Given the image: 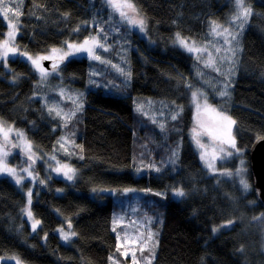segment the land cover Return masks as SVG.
<instances>
[{"label": "trees", "instance_id": "obj_1", "mask_svg": "<svg viewBox=\"0 0 264 264\" xmlns=\"http://www.w3.org/2000/svg\"><path fill=\"white\" fill-rule=\"evenodd\" d=\"M131 1L146 20L154 45L145 46L132 34L137 37L134 42L142 45L145 58L133 54L126 96L99 87L80 98L83 109L69 120L67 129L73 130L78 123L76 143L81 157L65 158L74 164L76 180L70 184L51 178L48 187L36 194L31 207L40 221L36 234L23 218L25 196L11 181L0 178V256H16L24 264H110L118 244L112 231L115 199L103 190L135 187L146 191L141 197L144 204L167 197L152 264H264V250L252 235L257 231L253 220L264 215V209L252 188L245 189L239 181L245 169V181L251 182L249 150L256 139L264 137V0H246L252 12L241 35L239 54L231 61L233 70L224 79L230 78V87L225 86L220 99L212 94L207 97L234 120L238 148L246 160L242 168L232 160L228 172L237 177L227 178L221 172L205 174L198 151L190 144L168 168L170 152L160 144L163 121L156 123L136 113L133 100L141 97L180 103L178 97L183 94L186 109L181 122L186 128L192 120L189 90L208 91L207 78L210 84L223 86V75L216 77L221 80H211V69L203 65L202 58L187 54L172 39L179 34L202 42L211 35L214 23L225 25L232 18L233 0ZM16 7L19 54L8 60L7 68L0 63V119L24 131L39 152L51 153L59 143L60 121L34 98L38 76L21 53L45 55L67 43L89 39L99 34L100 26L107 25L110 10L105 0H20ZM6 30L0 16V39ZM109 40L113 42L111 37ZM89 62L69 60L61 68L69 76H79L77 85L83 87L92 69ZM199 70L204 71L201 74ZM107 88L113 91L116 84ZM66 106L68 109V103ZM158 109L161 113V106ZM135 165L158 175L136 178ZM170 189L183 190L186 196L172 200ZM56 190L63 192L56 194ZM230 221L235 222L233 227L215 232L217 226ZM65 223H70L76 234L67 245L56 233ZM245 226L250 228L248 234H244Z\"/></svg>", "mask_w": 264, "mask_h": 264}, {"label": "rangeland", "instance_id": "obj_2", "mask_svg": "<svg viewBox=\"0 0 264 264\" xmlns=\"http://www.w3.org/2000/svg\"><path fill=\"white\" fill-rule=\"evenodd\" d=\"M19 1L0 0V3L7 4L12 8V11L8 13V18H5L3 12L0 11V16L7 26L4 38L0 39V54L4 51L3 45L5 41H9V48L14 46L16 49L15 54L9 52L7 57L0 55V63L5 68L8 67V60L17 57L19 54L16 45V39L19 34V10L16 4ZM105 2L110 9V16L107 19L108 23L105 26H100L99 34L91 36L97 39L104 38L101 39V43L104 44L107 50L105 51L103 48L96 49L100 60L92 59L84 52L65 57L69 58V60L87 59L90 61L89 65L92 69L83 87L77 85L81 81L79 76H69L65 74L63 68H60L58 72H53L46 79H41V73L32 64L31 60L28 59V56H32L33 58L38 56H53V59H55L59 54H53L52 50L45 55H22L23 59L29 63L38 76L37 90L34 98L42 103L48 113L53 112L55 118L60 121L57 127L60 130L57 149L51 153L39 152L24 131L0 119V122H3V130L0 131V160L3 161L0 163V178H6L11 181L25 196L26 204L23 208V218L27 221L32 234H36L40 228L39 220V224L36 225L35 230L32 227L33 223L37 221L31 208L36 194L48 187L51 178L60 179L70 184L76 180L77 171L75 166L70 161L65 160V158L74 160L81 157V152L78 150L79 145L76 143V138L80 136L78 123L73 130L67 129L69 120L77 114L79 115L83 109L84 105L80 103V98L82 96L84 98L88 91L97 90L99 87H103L106 93L121 97L126 96L125 90L128 86L127 84L131 82L130 68L132 56L135 53L140 59L145 58L141 54L140 45L135 44L130 35L137 34L145 40L152 38L146 20L130 0H127V2L133 5L134 10L124 8L123 11L133 19H142L144 21V31L140 30L139 25L131 24L127 19L122 17L119 11L111 6L110 0H105ZM246 4V0H240L239 3L237 0H233L234 12L230 21L223 27L214 24L211 35L207 36L202 42L180 37L175 41L184 52L190 55L193 54L192 56L194 57L202 58L200 61L203 65L211 69V80H221L216 77L219 74L223 75V86L219 83L212 84L211 82L210 84V78H207L206 80H209L207 84L209 87L208 91L198 93L189 90L188 105L192 109V120L186 128L182 126L181 122L186 109V103L182 99L183 94H180L178 97L180 103L177 101L141 97H135L133 100L134 111L136 113L146 115L156 123L163 121L159 133L164 144L161 142L160 144L170 152L168 168L172 163L179 161L182 149L186 144H190L195 151H198L197 154L205 174L210 175L221 172L223 173L222 177L225 178L237 177L235 173L228 172L232 160L237 161L239 168H242L246 163V160L241 157V150L238 148L235 122L229 124V121L234 120L207 100L209 94H212L217 99L222 98L224 95L221 93L225 94L226 87H230V78L224 79L233 70L231 61L233 62L237 58L240 50V41L236 38L238 35L241 36L243 34L252 12L247 8ZM10 24L16 26L12 36H9V33L13 31L9 27ZM213 28L216 31H213ZM110 37L114 40L113 42H110ZM83 41L72 43L80 44ZM181 41L184 43H181ZM153 45L152 41L148 42V46L151 47ZM189 48L192 50L189 51ZM55 49L68 51L67 44ZM40 63L43 66L42 60ZM93 67L100 69H94ZM199 71L202 74L204 70ZM93 79H97V81L94 82ZM109 84H116V89L113 91L108 90L107 86ZM155 103L157 111H159L158 107L161 106V113L155 110ZM205 103L210 105L212 109H215V112L205 109ZM168 107L170 109L175 108L176 112L172 113ZM50 109L54 110L50 111ZM57 112L61 114L57 115ZM173 116L176 118L173 119ZM221 116L228 117V120H222ZM229 129L231 137L235 140V148H231L228 144L222 142L223 139L227 138ZM4 131L8 132L7 140L4 138ZM188 133H190L191 140L188 138ZM197 140H199V144ZM28 144L31 145L30 150L27 147ZM5 153L7 154L5 155ZM29 156L32 158L29 159ZM133 157V160H135V154ZM241 161H243V164H241ZM5 168L14 169L15 176L7 172ZM25 169H28V171H24ZM68 169L73 170L68 173L73 177L71 180L67 179L64 175ZM161 172H163L162 169ZM133 173L136 178L149 174L158 175V172L148 167L145 168L142 165H135ZM241 177L244 181L247 178L245 169L241 172ZM17 179L21 181L19 184L16 183ZM245 182L248 184V188L251 189V182ZM177 191L183 190L170 189V199L180 201L186 196L184 191L183 196L176 195ZM55 192L56 194H61L63 191L56 190ZM29 193H31V196H29ZM103 193L112 195L115 199L112 214V231L117 236L118 244L116 251L110 256V264H152L158 250V241L163 225V205L167 197L158 199L156 202L144 204L141 202V197L146 195V191L143 189L135 187L112 188L103 190ZM29 211L32 214L31 217L28 216ZM253 223L257 226V231H252V235H256L264 250V215L253 220ZM67 224L69 223H65L64 226L56 230L61 242L66 245L70 243L71 239L74 240L76 238V234L71 235V233H75L72 230L71 224L69 228H64ZM234 224V221L222 223L215 228V232L219 233L227 230L233 227ZM249 230V226H245L244 234H248ZM63 232L70 234L69 240H64ZM0 264L24 263L16 256H0Z\"/></svg>", "mask_w": 264, "mask_h": 264}, {"label": "snow or ice", "instance_id": "obj_3", "mask_svg": "<svg viewBox=\"0 0 264 264\" xmlns=\"http://www.w3.org/2000/svg\"><path fill=\"white\" fill-rule=\"evenodd\" d=\"M237 2L239 3L240 0H237ZM110 3H111V6L114 9L118 10L120 15L122 17H124L125 19H127L129 23L135 24V25H139L140 30L144 31V21L142 19H133L132 17L127 16L126 13L123 11L124 8H128V9H133L134 10L133 5L131 3H128L127 0H110ZM0 11L3 12L5 18H8V13L12 11V8L9 7L7 4L0 3ZM9 27L13 29V31L9 33V36H12L14 31H15V27L16 26L13 25V24H10ZM101 31H103V30H101ZM213 31H216V29L213 28ZM101 39H104V38L101 37L100 39H97L95 37H91L89 39L84 40L83 43H80V44L67 43L68 51H63L61 49H55L54 48V49H52V53L53 54H59L58 56H56V59H58L59 61H63L65 59V57L71 56V55H74L75 53H80V52L87 53V55L89 57H91L92 59L100 60V56L96 53V49L97 48H103L105 51L107 50V48H105L104 44L101 43ZM181 43H184V42L181 41ZM8 44H9V41H5L4 42V45H3L4 51H3L2 54H0V55H2V57H7L9 52H11L13 54L16 53L15 47L13 46V47L9 48ZM191 50L192 49L189 48V51H191ZM21 54L23 55L24 53H21ZM28 59L31 60L32 64L41 73V79L42 80L46 79L53 72H58L59 71L60 65L57 62H53L52 63L51 70L45 69L40 63L41 60L53 59V56H38V57H35V58H33L32 56H28ZM221 94L224 95V93H221ZM78 107H80V106H78ZM204 108L207 109V110H210L212 112H215V109H212L211 106L208 105L207 103H205ZM53 110L54 109H50V111H53ZM60 114H61L60 112H57V115H60ZM172 118L175 119L176 117L173 116ZM220 118L222 120H228V117L221 116ZM231 123H234V121H229V124H231ZM2 125H3V122H0V131L3 130ZM3 134H4L5 140H7L8 132L4 131ZM222 142L228 144L229 147H231V148H235V140L230 135V129H229V134H228L227 138L223 139ZM197 143L199 144V140H197ZM27 147L29 148V150L31 149V145L30 144H28ZM221 151H223V149H221ZM6 154L7 153H5V155ZM31 158L32 157L29 156V159H31ZM2 162L3 161L0 160V163H2ZM241 164H243V161H241ZM5 170L7 172H9L10 174H12L13 176H15V174H16L14 169L5 168ZM24 171H28V169H25ZM72 171H73L72 169H68V171H66L64 173L66 178L69 179V180H71L73 178L72 175L68 174L69 172H72ZM20 182H21L20 179L16 180L17 184H19ZM241 183L243 184L245 189L248 188V184L243 179L241 180ZM176 195L183 196L184 192L183 191H177ZM29 196H31V193H29ZM31 215L32 214L29 211L28 212V216L31 217ZM37 224H39L38 220L33 223V225H32L33 230H35ZM61 231H63V230H61ZM71 235H75V233H71ZM63 238L66 241L69 240L70 234L66 233V232H63Z\"/></svg>", "mask_w": 264, "mask_h": 264}, {"label": "water", "instance_id": "obj_4", "mask_svg": "<svg viewBox=\"0 0 264 264\" xmlns=\"http://www.w3.org/2000/svg\"><path fill=\"white\" fill-rule=\"evenodd\" d=\"M53 62L59 63L61 68L67 63V60L59 61L58 59L42 60V64L46 69L51 70ZM249 169L251 176L252 191L255 198L264 209V137L256 139L249 150ZM67 224L64 228H69Z\"/></svg>", "mask_w": 264, "mask_h": 264}, {"label": "bare ground", "instance_id": "obj_5", "mask_svg": "<svg viewBox=\"0 0 264 264\" xmlns=\"http://www.w3.org/2000/svg\"><path fill=\"white\" fill-rule=\"evenodd\" d=\"M130 1H131V0H130ZM131 2H132V1H131ZM109 10H110V9H109ZM138 11H139V10H138ZM139 13H140V12H139ZM230 19H231V18H229V19L227 20L226 24L230 21ZM214 24H217V23H214ZM214 24H213V25H214ZM226 24H225V25H226ZM213 25H212V26H213ZM217 25H218V24H217ZM225 25H220V27H223V26H225ZM130 36H132L131 38H132L133 41H135V38L138 37L139 39H141V40L144 42L145 46H148V42H149V41H152V42H153V39H152V38H151V39H147V40H145V39L140 38L138 35H137V37H135V38H134V36H133L132 34H131ZM178 37H180V38H185V39H189V40H193V39H191V38L183 37V36L177 34V35H175V36L173 37V39H172V42H173L175 45H177L175 41H176V39H177ZM129 38H130V37H129ZM236 39H238V40L241 42L242 37H241L240 35H238V37H237ZM113 41H114V40H113ZM195 41H196V40H195ZM198 42H199V41H198ZM134 43H135V42H134ZM153 43H154V42H153ZM135 44H138V43H135ZM139 45H140V44H139ZM141 47H142V45H140V49H141ZM184 50H185V49H184ZM187 52H188V51H187ZM187 54H188V53H187ZM189 55H190V54H189ZM192 55H193V54H192ZM192 55H191V56H192ZM133 57H134V56H132V60H134ZM138 57H139V56H138ZM193 57H194V56H193ZM195 57H197V56H195Z\"/></svg>", "mask_w": 264, "mask_h": 264}, {"label": "flooded vegetation", "instance_id": "obj_6", "mask_svg": "<svg viewBox=\"0 0 264 264\" xmlns=\"http://www.w3.org/2000/svg\"><path fill=\"white\" fill-rule=\"evenodd\" d=\"M67 62H69V58H66Z\"/></svg>", "mask_w": 264, "mask_h": 264}]
</instances>
